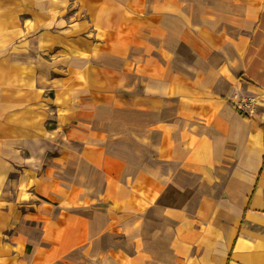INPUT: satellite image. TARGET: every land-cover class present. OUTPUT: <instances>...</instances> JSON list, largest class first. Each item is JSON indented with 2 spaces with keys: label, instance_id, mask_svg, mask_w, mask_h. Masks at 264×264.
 <instances>
[{
  "label": "crops",
  "instance_id": "crops-1",
  "mask_svg": "<svg viewBox=\"0 0 264 264\" xmlns=\"http://www.w3.org/2000/svg\"><path fill=\"white\" fill-rule=\"evenodd\" d=\"M82 4L0 0V264H264V0Z\"/></svg>",
  "mask_w": 264,
  "mask_h": 264
},
{
  "label": "rangeland",
  "instance_id": "rangeland-1",
  "mask_svg": "<svg viewBox=\"0 0 264 264\" xmlns=\"http://www.w3.org/2000/svg\"><path fill=\"white\" fill-rule=\"evenodd\" d=\"M86 1L87 0H62V1L44 0V4L46 8H48L50 5H53L54 3L58 5H63L60 11V15L62 19L67 21L69 20V18L81 19V18H84V16L88 17V14L86 15L85 11L83 9H80V7L84 5L82 3H85ZM88 1H90L91 4H93L94 6L103 7L102 10H98V11L96 10V11H93L92 13L93 20L94 22H96L95 24L96 29L94 31L99 36H105L108 33V31H111V28L114 27L115 24L118 23V20L120 17H118L117 15L121 13L117 11V9H119L118 8L119 5H122V4L131 5L134 2H136L137 4H141V5L148 4V0H88ZM110 9H115L116 11H110ZM49 14L50 13L47 11L46 16H48ZM47 20L48 18L46 17V21ZM45 60H47L48 62H51V59L48 56H46ZM63 68L64 67H62V71H64ZM74 73H77V71L74 70ZM63 76H65L63 72L59 75L50 73L49 75L46 76L45 85H47L48 82H52L54 80H55L54 82H56V80L61 79ZM45 94L46 96L49 97L52 95V92L46 91ZM66 174L71 175L72 172H68ZM92 179H93V184L95 185V184L100 183L101 176L99 173H93ZM93 190L96 191L100 189L93 188ZM44 191L47 192L45 195L46 199H48V201L51 203V205H46V208L50 211L49 216H56L59 209L52 207L53 191L51 188H47V187L44 188ZM105 206L106 204L95 203L88 207L76 206L74 209H72V211L83 214V215L91 216V214L92 215L95 214L94 210L102 211ZM92 207L94 209H91ZM22 224L26 226V229L28 231V237L32 240H37L40 235V231H41L40 229L42 227L38 225L36 221H33L31 219L26 220ZM79 257H80L79 251H75L70 256V258H73V259H79Z\"/></svg>",
  "mask_w": 264,
  "mask_h": 264
},
{
  "label": "trees",
  "instance_id": "trees-1",
  "mask_svg": "<svg viewBox=\"0 0 264 264\" xmlns=\"http://www.w3.org/2000/svg\"><path fill=\"white\" fill-rule=\"evenodd\" d=\"M237 111L239 112L240 115H242V117L244 118H247L246 114L243 113L241 110H238ZM261 130L264 131V127L263 126H260ZM263 164H264V156H263Z\"/></svg>",
  "mask_w": 264,
  "mask_h": 264
}]
</instances>
